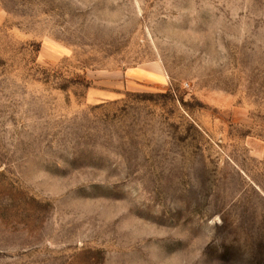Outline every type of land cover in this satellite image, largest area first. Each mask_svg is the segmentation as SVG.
I'll list each match as a JSON object with an SVG mask.
<instances>
[{"label":"rangeland","instance_id":"obj_1","mask_svg":"<svg viewBox=\"0 0 264 264\" xmlns=\"http://www.w3.org/2000/svg\"><path fill=\"white\" fill-rule=\"evenodd\" d=\"M0 10V264H264V0Z\"/></svg>","mask_w":264,"mask_h":264},{"label":"crops","instance_id":"obj_2","mask_svg":"<svg viewBox=\"0 0 264 264\" xmlns=\"http://www.w3.org/2000/svg\"><path fill=\"white\" fill-rule=\"evenodd\" d=\"M1 10H0V23H2L3 22V20H4V17L1 15Z\"/></svg>","mask_w":264,"mask_h":264}]
</instances>
